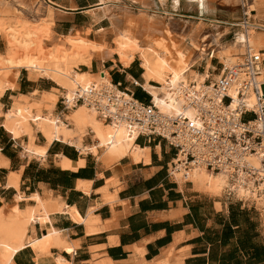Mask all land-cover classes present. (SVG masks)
<instances>
[{"label": "crops", "instance_id": "crops-1", "mask_svg": "<svg viewBox=\"0 0 264 264\" xmlns=\"http://www.w3.org/2000/svg\"><path fill=\"white\" fill-rule=\"evenodd\" d=\"M4 1L6 19L48 22L55 43L75 34L100 43L111 53L103 60L90 53L78 71L108 77L148 103L156 83L145 80L136 58L121 64L106 32L108 14L124 0ZM260 2L252 0L251 8L264 60ZM13 82L0 96V220L27 219L20 222L26 239L7 262L0 256V264H264V215L252 196L214 192L192 170L187 180L169 174L175 149L156 136L137 135L132 145L122 142L107 153L98 135L106 138L111 125L97 114L95 129L79 123L73 108L62 109L63 86L26 69ZM13 103L32 116L60 120L65 130L50 141L32 122L12 132L5 113Z\"/></svg>", "mask_w": 264, "mask_h": 264}, {"label": "bare ground", "instance_id": "bare-ground-1", "mask_svg": "<svg viewBox=\"0 0 264 264\" xmlns=\"http://www.w3.org/2000/svg\"><path fill=\"white\" fill-rule=\"evenodd\" d=\"M127 1L137 7H145L152 4V0ZM196 1H198L205 13H210L216 0ZM224 1L230 3L231 6L235 2V0ZM251 2L252 0H247L242 4L239 0L238 3L243 15L250 20L243 27L244 29H241V25L238 24V28L242 30L245 40V43L240 45L241 51L242 48L244 49L245 44L253 51H257L259 46L258 38L256 39L254 31L257 30V26L252 22L254 12L251 8ZM258 2L260 0H254L256 5ZM156 3L163 6L166 5V0H156ZM173 3L174 0L171 1V6L174 8ZM175 4L177 3L175 2ZM133 16L125 19L124 26L115 25L119 20L113 25L115 38L111 51L124 66H127L135 58L139 59L145 80L147 82L152 80L157 84V88H152L150 92L153 96V102L151 94H148L151 97V103L159 112L168 115L181 113L190 118L193 115V110L186 106L184 98L186 94L196 91L204 85L205 80L209 77L208 68L205 69V72H197L189 67L191 54L199 46L198 32L191 31L187 35L183 34L184 36L176 41L171 38L172 35L169 37L167 29L165 30L161 27L157 23L158 21H154L155 18L142 13L135 17ZM109 21L114 23L112 19ZM46 23L48 22L41 21L40 24H33L20 19L14 21L6 31L4 30V38L10 50V58L0 63V96L5 88L12 86L11 84L18 70L26 69L38 72L41 76L55 80L63 86L67 104L71 106V101L77 94L87 92L89 89L93 90L102 83H108V77L95 80L96 78L94 79L87 74L79 72V65L88 63L92 52L97 53L101 60L105 59L111 52H108L100 43L83 40L77 34L66 36L63 39V41L65 40L64 42L55 43L54 40L51 41L53 35L49 34V25L51 24L48 25ZM185 36L188 37V44L183 41ZM203 51V49H200L201 53ZM217 56L221 61V65L228 66L233 62L235 53L230 47H224L217 52ZM218 79L219 74L214 76L212 82ZM229 93H231V90H229ZM159 94H162V96L159 97ZM252 101L253 98L250 95L245 98L247 106H250ZM77 106L80 107H74L73 111L74 118L79 123L88 124L93 129L99 126L94 120L96 114L98 115L95 109L88 108L85 105ZM232 107L233 104L229 106V108ZM29 113L24 107L13 103L11 109L5 113L7 129L15 133L17 126L32 122L43 130L49 141L52 138L57 139L60 131L63 132L65 130L64 124L58 119H50L42 115L32 116ZM109 124L111 126L109 127L108 136L103 138L98 135L101 141L100 145L102 144L105 152L115 151L121 146L122 142L129 146L132 145L135 132H128L121 123ZM251 159L253 163H257L255 157H251ZM191 170L194 178L203 180L207 188L214 192H218L226 184L229 186L227 175L224 173H210L200 166ZM233 192L238 194L239 192H244L246 195H253L254 193H250V191L241 187L234 188ZM256 197L261 199L260 196L256 195ZM15 216L17 218V214ZM26 220L24 219L20 222L22 223ZM29 220L30 222L32 221L31 217ZM20 222L16 221L13 215L7 221L0 220V256L3 262H7L12 254L25 243V228ZM36 242H29V245L34 249Z\"/></svg>", "mask_w": 264, "mask_h": 264}, {"label": "built area", "instance_id": "built-area-1", "mask_svg": "<svg viewBox=\"0 0 264 264\" xmlns=\"http://www.w3.org/2000/svg\"><path fill=\"white\" fill-rule=\"evenodd\" d=\"M240 1L243 4L247 0ZM249 22L241 11L240 28L244 29ZM263 61L259 50L253 51L245 44L230 65H221L217 81L204 83L186 94L185 104L193 110L190 118L181 113H161L150 96L148 103H141L109 80L77 94L71 106L62 98L61 105L64 110L85 105L95 109L103 121L121 123L135 136L165 140L175 149L167 168L169 174L179 173L180 178L187 180L189 171L200 166L210 173L226 174L228 194L241 187L264 201ZM249 95L253 101L247 106L245 98ZM231 104L233 107L229 108ZM251 157L256 158V164ZM259 208L264 212V207Z\"/></svg>", "mask_w": 264, "mask_h": 264}, {"label": "rangeland", "instance_id": "rangeland-1", "mask_svg": "<svg viewBox=\"0 0 264 264\" xmlns=\"http://www.w3.org/2000/svg\"><path fill=\"white\" fill-rule=\"evenodd\" d=\"M113 1L119 2L121 0ZM171 1L172 0H166V5L160 6L156 3V0H154V2L152 1V4L148 6L146 5L145 7H137L129 3L127 0L115 4V7L112 9L114 12L108 14L109 20L112 19L114 23L109 21V26L106 29V32L111 35L110 44L113 45L115 38L113 25L119 20V22L115 25L124 26L125 19H129V16L132 17L133 15V17H135L139 15V13L147 14L148 16L155 18L154 21H158L157 23H159L161 27L165 30L167 29L166 31L169 34V37L172 35L171 38L176 41L191 31H195L196 33L198 32V41L200 44L198 43L199 46L196 47L195 52H192L191 54L189 67L190 69H194L198 72H205V65L207 64L209 77L205 80V83L212 82L214 76L219 74L221 68V61L218 59L217 52L221 48L227 46L240 49V45L245 43L242 30L238 28L239 21L241 20V9L238 7L239 0H235L234 5L232 6L224 0H216L210 13H205L196 0H174V8L171 6ZM175 2L177 4H175ZM39 4L42 5L41 0L37 2L36 6ZM2 8L3 11L0 10V52H5L3 55L0 54V63H3V60L10 58V50L6 43V39L4 38V30L6 31V29H8L14 22L10 21L12 19H6V16L10 14V11L6 9L5 6ZM30 9H28L27 12H30ZM13 14L16 15L15 11ZM49 34L52 35L50 30ZM85 34H87V31ZM104 34L105 33L103 31L100 39H105ZM184 39L185 40L183 41L188 44V37L185 36ZM51 41H53V39H51ZM200 49L204 50L203 53L200 52ZM242 52L243 48L241 52H237L236 54H240ZM136 59L140 62L138 58ZM246 117L250 118V115H247ZM226 185H224V187L218 192L222 191ZM239 194L245 197L252 196L250 198L254 199L256 205L259 203L264 207V201L262 199H258L255 193H253V195H246L244 192H239Z\"/></svg>", "mask_w": 264, "mask_h": 264}]
</instances>
